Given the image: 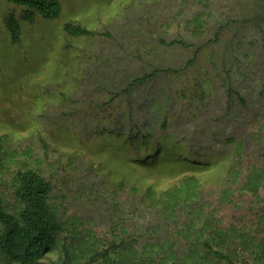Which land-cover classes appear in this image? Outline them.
<instances>
[{"label":"rangeland","instance_id":"obj_1","mask_svg":"<svg viewBox=\"0 0 264 264\" xmlns=\"http://www.w3.org/2000/svg\"><path fill=\"white\" fill-rule=\"evenodd\" d=\"M59 1L58 17L27 22L25 5L0 0V195L16 213L18 171L51 183L62 230L39 261L64 264L66 248L65 264H169L188 215L164 221L145 192L173 194L181 180L199 185L218 225L264 245V186L256 201L221 199L233 167L234 188L248 169L264 175V0ZM69 21L94 34L66 35ZM177 143L212 163L165 168ZM0 264L13 263L0 252Z\"/></svg>","mask_w":264,"mask_h":264},{"label":"trees","instance_id":"obj_2","mask_svg":"<svg viewBox=\"0 0 264 264\" xmlns=\"http://www.w3.org/2000/svg\"><path fill=\"white\" fill-rule=\"evenodd\" d=\"M10 1L25 5L21 18L27 22H33L36 14L47 19L56 18L62 10L59 0ZM4 25L9 32L11 42H18L21 31L19 20L13 12L4 15ZM63 29L66 35L72 37L94 34L85 26L71 21L64 23ZM156 72L157 69L142 78L150 77ZM242 101L245 102L244 99ZM255 134L258 135V133ZM153 147V152L161 151L166 148V143L155 142ZM171 147L173 150L171 152L166 150L169 156L163 159L165 162H169L165 168L173 167L175 163L172 162L182 163L179 158L185 159L182 165L186 168L208 167L212 163L211 159L202 157L200 152L192 157L186 156L184 151L186 147L178 143ZM149 156L152 160L160 159L155 155ZM154 166H157V162ZM249 167L260 168L257 164H251ZM257 172L248 169L247 181H243L241 185L234 188L233 184H237L238 181L235 179L237 171L233 167L230 174L224 177L226 186L221 191V199H228L235 190L250 193L254 197V201L261 199L258 190L260 186H264V175L260 170ZM17 179L18 185L15 193L20 202L18 212L8 211L0 195V252L13 264H44L39 259L54 242L56 233L62 230V223L53 212L49 201L51 183L31 169L18 171ZM184 181L181 180L178 185L172 187L175 191L173 194H166L164 191L156 193L151 188L145 192L146 201L147 193L149 195L148 206L157 207L158 212L165 215L164 221H169L177 208L179 211L186 210L188 215L187 219H183L181 223L177 222L175 234L173 233L184 242L185 250H181L179 256L173 254L169 264H264V259H261V256L264 258V245L255 240L252 241L253 235L249 237L243 228L230 225L224 229L218 225L213 211L205 210V205L198 201L202 195L199 185L192 180V185H188ZM144 205H147V202ZM261 216L264 222V213ZM142 251L146 252L147 248H143ZM63 252L65 264L66 248Z\"/></svg>","mask_w":264,"mask_h":264}]
</instances>
